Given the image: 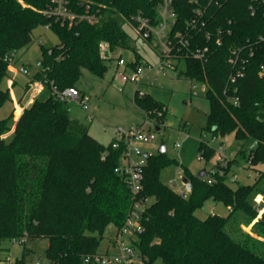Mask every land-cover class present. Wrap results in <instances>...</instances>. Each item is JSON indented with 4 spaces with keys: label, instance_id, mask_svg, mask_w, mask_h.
Segmentation results:
<instances>
[{
    "label": "trees",
    "instance_id": "1",
    "mask_svg": "<svg viewBox=\"0 0 264 264\" xmlns=\"http://www.w3.org/2000/svg\"><path fill=\"white\" fill-rule=\"evenodd\" d=\"M52 1L0 0V108L11 101L9 90L1 88L8 77L5 58L14 61L39 26L48 25L58 38L56 45L42 47V59L32 76L43 82V93L19 111L16 121L11 120L12 113L0 118V253L4 241L41 239L47 241L48 264H95L85 258L99 254L108 225L117 230L123 226L134 198L122 176L114 172L120 151L91 137L86 125L70 118V103L52 91L77 88L83 69L103 76L113 61L109 52L129 47L121 16L137 11L154 16L157 0L104 1L107 7L100 11L99 23L77 22L70 27L54 15L43 14ZM192 1L174 0V31H185ZM198 1L206 6V26L190 31L180 54L185 61L182 75L206 85L208 111L201 133L215 138L232 134L241 158L255 167L264 162V6L255 0ZM204 47L203 60L195 58L194 51ZM233 48L247 62L243 76L229 84L227 58ZM140 58L135 52L136 63ZM134 104L156 126L168 114L167 106L148 94L135 97ZM9 132V139L3 138ZM247 142L250 145L244 149ZM198 151L206 159L215 152L204 140ZM231 163L236 160L222 168V176L217 170L205 171L215 179L212 184L184 170L191 192L182 197L160 180L161 172L177 161L165 153L147 157L141 196L149 201L142 212V232L133 242L144 264H264V212L256 220L252 204L253 197L264 192V173L257 171L252 185L233 189L226 182ZM208 200L223 203L230 215L196 217V210ZM233 218L240 225H251L256 238L243 233ZM8 264H28L26 252Z\"/></svg>",
    "mask_w": 264,
    "mask_h": 264
},
{
    "label": "rangeland",
    "instance_id": "2",
    "mask_svg": "<svg viewBox=\"0 0 264 264\" xmlns=\"http://www.w3.org/2000/svg\"><path fill=\"white\" fill-rule=\"evenodd\" d=\"M123 29L129 37V47L116 48L109 52L113 61L107 64L108 67L103 76L93 75L83 69L76 84L77 89L87 102L88 113L93 116V119L88 118L87 112L78 105L70 103V118L86 125L89 135L105 147H108L115 138V128H128L132 125H139L143 121L141 112L134 104L136 87L129 82L125 84L121 82L114 67L116 57L121 56L126 62H129L136 52L140 55L142 63L154 64L157 61L156 53L146 42L136 36L130 26H123ZM57 43L58 38L50 29L39 26L32 32L31 43L15 53L14 65L7 68L8 77L2 81L1 88L9 90L8 84L12 82L11 77L17 82V85L12 82L14 86L9 90L11 101H7L0 108V118H5L12 113L11 120L13 122L17 120L20 111V108L17 107L20 106L17 105L15 110L12 99L18 100L23 95V88L28 81V76H33L37 71L39 66L37 62L42 59V47L49 48ZM20 67L27 69L28 76L18 71ZM121 70L122 68L118 71ZM130 73V70H126L127 75ZM139 90L167 106L168 114L165 120L157 126L159 130L151 128V131H154L155 139L144 145L142 149L148 154H155L159 144L164 142L166 156L175 159L178 164L165 168L160 174V180L174 192L178 193L181 188L184 170L192 176H197L202 170L211 173L218 169L221 170L218 167L221 162L225 163L224 168H226L228 162L236 160V163H231L226 179L227 184L233 189L239 185H252L257 178V171L264 173V162L255 167H248V163L238 153L239 149L238 146H235L232 134L214 140L211 134L201 133L208 111L207 103L204 100L206 91L204 83L191 82L184 76H176L173 72H169L165 76H158L154 86L141 85ZM42 93L43 90H41ZM29 95L30 90L25 92L21 103L24 104ZM183 124L187 125L186 128H183ZM10 134V132L5 134L3 138L9 139ZM200 140H204L215 151L213 157L206 159L200 156L198 151ZM175 143H179L180 146L176 148ZM249 145L250 142H247L243 148L246 149ZM234 175H236L235 181H233ZM261 184L262 182L259 183V186L262 187ZM252 204L256 208L258 215L256 220H258L264 212V192L256 194ZM214 214L226 217L230 215V212L223 203H216L212 200L206 201L203 207L195 212L196 217L201 220ZM232 220L243 233H248L256 238V234L252 233L251 225H240L234 218ZM116 234L117 228L114 225L110 224L105 228L97 248L98 253L112 255L118 252ZM121 241L131 245L137 241V237L123 236ZM46 246L47 241L41 239H25L22 242L4 241L2 242L4 249L0 253V264H8L20 258L23 250L26 252L28 264H48L45 258ZM140 262L141 259L137 257L135 264H140ZM154 264H160V262L157 261Z\"/></svg>",
    "mask_w": 264,
    "mask_h": 264
},
{
    "label": "built area",
    "instance_id": "3",
    "mask_svg": "<svg viewBox=\"0 0 264 264\" xmlns=\"http://www.w3.org/2000/svg\"><path fill=\"white\" fill-rule=\"evenodd\" d=\"M104 1L111 2V0H75L71 3V0H53L52 5L45 9L43 14L54 15L61 23L65 22L69 27L77 22L96 24L99 23L101 19L100 11L107 7ZM255 2L264 6V0H255ZM192 4V16L187 20L186 29L183 33L174 31L177 17L174 0H157L156 6L154 7V16L146 15L141 11H137L128 16H121L124 22L123 26H130L136 36L146 42L157 56V61L154 64L142 63L141 59L136 63L134 56L129 62H126L121 56L117 57L114 61V67L121 82L124 84L129 82L135 85L136 98L145 97L146 93L141 92L139 87L141 85L154 86L158 80V76H165L169 72H173L176 76H183L182 73L185 71V61L180 54L181 48L186 47L188 44L187 36L190 31L201 30L206 26L207 22L206 6L201 7L198 0H193ZM249 10L251 14H254L256 11L254 5L249 6ZM45 28L49 29V26L46 25ZM217 34H221L220 29H218ZM207 36H209L208 33ZM216 43L217 45L221 43L220 38H217ZM206 52L207 47L196 49L193 56L203 60ZM5 61L8 62V68L13 67L14 64L11 57H6ZM246 62V59L240 57L237 49H231L227 58V64L231 69L228 77L229 84L234 83L237 78L243 76ZM120 68H122V70L118 71ZM262 69L264 70V66H262ZM126 70L131 71L130 75L126 74ZM18 71L28 76L26 68L20 67ZM11 81L14 82L12 77ZM12 82L9 83V90L13 86ZM43 89L44 85L42 81L35 80L32 76H28V81L23 88V95L30 90L29 98L23 104L21 103L22 95L19 100L15 102V110L17 105L20 106L17 108H20L21 114L25 108L30 106L34 100L39 97ZM52 93L61 100L75 103L82 110L87 112L88 118L93 119V116L88 113L87 102L84 100V96L80 93L79 89L69 87L62 92H57L53 89ZM186 126V124H183V128H186ZM152 127L157 128L155 123L147 118H143L142 123L139 125H132L128 128H115L116 136L110 145L112 149L120 151V156L114 172L122 176L125 184L130 190L134 198L133 206L123 226L117 230L116 246L118 252L112 255L99 253L88 256L85 258L86 263L135 264V259L139 257L141 259L140 264H144V258L140 256L135 246L133 244H125L121 241V238L123 236L137 237L142 232V212L149 201L148 198L141 196L143 174L147 164V157L152 155L145 152L142 147L155 139L154 131H151ZM212 138L214 140L217 139L215 137ZM174 146L178 148L180 144L175 143ZM102 159H104V156H102ZM220 166L219 168L221 170H217L218 176L223 175L224 170L222 168H224L225 163L221 162ZM201 179L207 184H212L215 181L211 176H206ZM235 180L236 175H234L233 178V181ZM190 192V182L188 180L187 182L181 180V188L178 194L185 197Z\"/></svg>",
    "mask_w": 264,
    "mask_h": 264
},
{
    "label": "water",
    "instance_id": "4",
    "mask_svg": "<svg viewBox=\"0 0 264 264\" xmlns=\"http://www.w3.org/2000/svg\"><path fill=\"white\" fill-rule=\"evenodd\" d=\"M39 64H40V61L37 62V65H39ZM156 130L158 131L159 128L157 127ZM157 153H158V154L165 153V144H164L163 141L159 144V147H158V149H157ZM145 155H146V154H145ZM197 176H198L199 178H205V176H206V172H205V170L200 171V172L197 174ZM182 181H183V182H187V179H186L185 177H183V178H182Z\"/></svg>",
    "mask_w": 264,
    "mask_h": 264
},
{
    "label": "crops",
    "instance_id": "5",
    "mask_svg": "<svg viewBox=\"0 0 264 264\" xmlns=\"http://www.w3.org/2000/svg\"><path fill=\"white\" fill-rule=\"evenodd\" d=\"M13 81H14V83H15L14 85H17V82H16L14 79H13ZM8 85H9V84H8ZM14 85H13V86H14ZM18 100H19V99H18ZM15 101H17V99H14V98H13V99H12V102H13L14 104H15ZM97 252H98V251H97Z\"/></svg>",
    "mask_w": 264,
    "mask_h": 264
}]
</instances>
